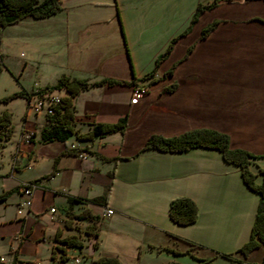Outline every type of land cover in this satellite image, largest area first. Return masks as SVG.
Here are the masks:
<instances>
[{"label":"crops","instance_id":"0c3cea01","mask_svg":"<svg viewBox=\"0 0 264 264\" xmlns=\"http://www.w3.org/2000/svg\"><path fill=\"white\" fill-rule=\"evenodd\" d=\"M197 2L60 1V8L80 9L56 18L61 50L70 66L60 73L119 80L73 94L75 128L85 131L95 121H114L122 114L126 124L88 139L40 140L38 130L45 119L23 118L17 138L3 143L8 155L0 156V193L9 189L0 198V264H94L92 258L99 254L114 255L124 264H155L181 261L174 255L186 247L184 237L216 242L225 249L246 239L244 229H227L234 221H248L242 204L249 190L236 164L224 160L214 147H142L151 132L170 135L210 126L227 132L231 146L264 152V0H222L203 8L189 23ZM212 20V27L201 34ZM172 36L168 52L155 67L158 75L141 77L147 71L136 69L142 55L135 43L148 38L146 46L155 59ZM171 82L173 86L165 88ZM135 83L145 91L131 101ZM26 131L31 133L28 139L22 136ZM71 143L83 147L84 154L67 151ZM221 172L235 174L234 185L225 182ZM22 180L37 182L29 204L22 203ZM106 184V203L91 201ZM69 195L82 198L99 214L96 233L85 231V219L75 226L64 224ZM175 195L194 199L193 221L177 223L168 216L167 204ZM72 206L77 209L79 203ZM105 206L112 211L106 213ZM66 233H79L82 244L67 246L66 257L59 259L57 238ZM161 252L166 254L156 256ZM263 252L260 243L247 259L257 261Z\"/></svg>","mask_w":264,"mask_h":264},{"label":"trees","instance_id":"16d2710c","mask_svg":"<svg viewBox=\"0 0 264 264\" xmlns=\"http://www.w3.org/2000/svg\"><path fill=\"white\" fill-rule=\"evenodd\" d=\"M222 0H207L205 2H197L193 10L189 23L192 22L196 15L205 7L216 4ZM60 7V0H0V25L7 22H12L25 14L41 16L54 12ZM214 20L205 24L201 28V34H204L212 25ZM172 36L165 47L156 54L154 66L149 71L143 73L141 77L151 74L159 60L168 52L172 40ZM118 79L111 76H103L98 79L88 80L84 77H77L67 73H60L51 83H45L42 87L36 89V92L48 90L52 88H64L65 93L61 94L60 100L54 104L51 112L44 113L45 122L38 130V138L40 140L61 139L64 140L71 134L79 139L93 138L96 135H103L113 130H121L126 124V115L122 114L114 121L93 122L87 130L78 131L74 126V104L72 96L80 89L100 82H115ZM129 81V80H122ZM173 82L167 84L165 88L173 86ZM22 93L29 99L31 92L16 90L12 94ZM11 132L10 114L9 111L3 110L0 112V138L8 137ZM208 146L217 148L224 160L235 163L240 171L241 177L245 184L257 193V203L254 210L253 220L250 226L248 237L241 242L234 250L226 252L227 255L233 256V253L246 255L251 249L257 247L260 243H264V163L260 167L261 177L258 181L254 180L253 172L249 169L248 163L250 157L263 155L262 153H254L240 146H231L229 144V136L227 132L210 127L196 126L184 129L180 132L170 135H164L158 132L149 133L142 147H154L161 150L177 151L183 150L191 146ZM83 147L72 145L67 148V151L76 152ZM20 185L18 184V187ZM110 186L106 184L103 191L90 198L91 201L105 204L109 195ZM8 190L0 193V198H3ZM79 203L77 209L73 208V202ZM64 224L66 226H75L77 220L85 219V231L96 233V223L99 214L93 212L89 206L83 204V199L78 196L67 197V203L64 206ZM168 216L177 223H187L193 221L197 215V205L193 198L188 195H175L171 197L167 204ZM61 244L58 245L60 250L59 259L66 257L65 248L70 245L80 246L82 237L79 233H66L57 238ZM187 243L194 242L189 238H183ZM94 264H124L116 256L108 254H99L92 258ZM155 264H182L178 260L170 259ZM250 264H264V252L257 261Z\"/></svg>","mask_w":264,"mask_h":264},{"label":"rangeland","instance_id":"374dc122","mask_svg":"<svg viewBox=\"0 0 264 264\" xmlns=\"http://www.w3.org/2000/svg\"><path fill=\"white\" fill-rule=\"evenodd\" d=\"M199 1L205 2L207 0ZM115 6L121 23L120 7L118 4H115ZM73 11H80V9L67 5L46 15L25 14L12 22L0 25V112L3 110L9 111L11 125V132L8 137L0 138V156L2 157L8 155V150L3 143L17 138L25 116L32 120L44 118L42 112L34 111L29 106V101H32L36 96V89L42 87L44 83L53 81L61 71L70 70V66L61 50L64 44L58 36L59 25L56 23V18H65L67 13ZM123 29L121 24V32L124 37ZM147 41L148 38H145L144 41L141 38V41L135 43V45L141 47L142 55L139 58V64L136 63V69H144L143 71H148L154 66L153 57L155 54L153 55V50L146 46ZM124 42L128 48L125 38ZM16 90L28 91L31 92V95L29 99L22 93L7 96ZM48 90L62 92L61 88ZM24 133L28 134V138L31 137L30 131L23 132L22 136ZM70 137L74 139L73 134ZM263 163V155L250 157L248 167L253 172L255 181H258L261 177L260 167ZM237 172L241 183L247 186L241 177L239 168ZM233 176L236 177L235 174L221 172L220 177L225 178V182L229 185H234ZM247 188L249 193L244 196V205L242 204V206L247 208L248 221L245 225H243V220L234 221L227 229H232L234 232L244 229L248 237L258 196L253 189ZM77 228L81 231L83 223H79ZM193 241L190 244L187 243L184 249L174 255V257L181 260L179 262L182 264H250L247 259L248 253L246 255L233 253V256L226 254V252L234 250L236 246L225 249L219 247V244L216 245V242ZM165 254L161 252L156 256Z\"/></svg>","mask_w":264,"mask_h":264},{"label":"built area","instance_id":"2783aa9c","mask_svg":"<svg viewBox=\"0 0 264 264\" xmlns=\"http://www.w3.org/2000/svg\"><path fill=\"white\" fill-rule=\"evenodd\" d=\"M151 75H158L157 71H153ZM145 91V86L135 83L131 86L130 90V100L134 101L137 98H139ZM60 93L59 92H54L52 90H43L40 92L36 93V96L32 101H29V106H31L34 111L46 113V112H51L53 110L54 104H56L60 100ZM24 139H28V134L24 133L23 135ZM74 145V143H71L70 146ZM79 154L83 155L84 153L79 150L77 151ZM19 187L21 192L24 194V197L22 199V203L24 204H29L30 199H31V193L32 189L37 185V182L35 180H22L19 183ZM50 210L54 209V206H49ZM112 211V208L109 206H105V212L109 213ZM77 259V257L75 258ZM27 264H39L38 260H31L28 261Z\"/></svg>","mask_w":264,"mask_h":264}]
</instances>
